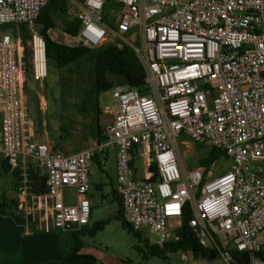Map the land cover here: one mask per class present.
Here are the masks:
<instances>
[{
	"label": "built area",
	"instance_id": "1",
	"mask_svg": "<svg viewBox=\"0 0 264 264\" xmlns=\"http://www.w3.org/2000/svg\"><path fill=\"white\" fill-rule=\"evenodd\" d=\"M50 1L0 0V27L25 25L32 75L42 82L49 68L37 20ZM65 1L67 18L81 26L71 44L130 47L144 67L146 91L113 89L103 113L114 121L102 143L66 155L47 142H27L23 37L0 38V158L16 168L27 155L47 175V193L33 195L40 229L89 226L90 166L97 153L113 152L116 192L135 231L148 229L164 247L189 205V225L204 247L217 248L226 264L234 261L230 250L264 264V0ZM179 138L225 152L228 172L211 179L200 165L185 170ZM68 188L74 202L65 197ZM217 238L229 251L219 249ZM181 264H190L186 254Z\"/></svg>",
	"mask_w": 264,
	"mask_h": 264
},
{
	"label": "rangeland",
	"instance_id": "2",
	"mask_svg": "<svg viewBox=\"0 0 264 264\" xmlns=\"http://www.w3.org/2000/svg\"><path fill=\"white\" fill-rule=\"evenodd\" d=\"M61 24L62 21L57 18V28L52 30V37L58 42L72 45L71 43L75 41L71 37L61 34L64 33L61 31ZM5 34L15 37L21 34L23 37L22 31L17 28L2 30L0 38ZM22 45L24 48V52H21L23 58L22 84L27 113L26 120L29 122L27 126L32 128L40 142L49 141L51 146L58 142L62 143L59 150L66 155L88 147L94 142L91 134L95 131L98 123L96 111L89 100L95 103L99 102L101 109H104L113 102V89L103 93L99 100H96L94 65L85 61L72 65L68 71L59 72L58 68L53 65V61L50 60L48 61L49 76L47 80L36 81L32 75V66H30L32 60L27 59L26 61L24 43ZM61 128H65L66 131L69 128V130L63 132ZM61 136L64 139H60ZM184 141L183 138L178 139L179 159L184 169L191 172L200 165L199 160L207 155L208 149L197 146L189 140H186L189 144L185 146L182 144ZM97 155L101 154L97 153ZM230 165L231 161L227 158L217 161L210 168L213 175L211 179L223 176L228 172ZM111 166H108L104 172L96 160H93L90 166L89 194L92 213L89 228L93 229L95 225L103 221L110 220L111 222L95 237L86 236L83 238L87 249V251L82 250L84 254L93 255L99 264H181L183 254L188 256L190 264H226L223 259L208 262L196 259L192 253L182 251L168 253L167 260L156 256L147 259L145 257L146 243L154 245L158 238L148 229H143L140 241L129 234L123 228L122 223L115 219L119 211V204L113 194L114 172ZM138 167L139 172L136 178L142 179L144 176L142 162L138 164ZM102 182L105 184L103 189L99 190L98 186ZM74 194V189L65 190V197L69 202H74ZM176 225L173 223L171 227L170 240L175 239ZM261 237L264 242V232Z\"/></svg>",
	"mask_w": 264,
	"mask_h": 264
},
{
	"label": "trees",
	"instance_id": "3",
	"mask_svg": "<svg viewBox=\"0 0 264 264\" xmlns=\"http://www.w3.org/2000/svg\"><path fill=\"white\" fill-rule=\"evenodd\" d=\"M66 1L65 0H51L48 5L42 10L40 17L37 20L41 35L46 42V53L48 61L53 60L57 63L59 72L68 71L72 65L80 62H90L94 65L95 71V96L96 100L99 97L116 86H125L130 89H138L143 93L146 91V74L142 63L133 49L124 45L122 47L109 45L102 48H90L87 46H71L54 40L50 32L57 28V18L62 21L61 31L70 37H78L81 26L77 20H71L66 16ZM6 28H17L22 31L23 43L25 46L26 61L31 60V50L28 46L30 33L26 30L25 25L19 27L2 26L0 33ZM31 64V63H30ZM32 66V64L30 65ZM86 103V101H85ZM89 103L94 107L98 119L95 131L91 134L93 139L102 143L106 140L105 129L101 126V116L104 114L99 102L89 100ZM88 104V103H87ZM63 132H68L65 128H61ZM60 139H64L61 136ZM62 143L58 142L52 146L54 150L60 151ZM61 152V151H60ZM79 152V151H78ZM98 155L94 157L99 165ZM227 158L225 152L219 149H212L208 151L207 155L200 158L199 164L206 170L210 168L219 160ZM229 160V159H228ZM227 173V172H226ZM225 173V174H226ZM223 174V175H225ZM30 192L34 195H43L47 193V175L40 169H33L28 172ZM204 184V183H203ZM202 186L197 192V196L201 195ZM115 198L119 204V211L115 219L122 223V226L129 234L136 239L142 240V233L135 231L125 220L124 210L121 198L118 196L116 189L113 191ZM0 208L7 211L8 215H14L18 210V205L13 202L8 206L0 203ZM194 215L189 205L184 208L182 217V225L175 230V239L167 242L164 247L156 244L150 245L146 243L147 253L145 257H161L164 260L168 259V253H176L179 251L192 253L196 259L206 260L208 262H215L221 259L220 252L217 248L204 247L193 228L190 227V221ZM29 222L34 224L32 216H29ZM110 220L103 221L90 229L84 228L81 232H70L56 230L59 235L60 247L65 252L63 259L59 262H46L37 264H99L93 255L84 254L82 250L85 248L83 238L86 236L95 237L99 231L105 229L110 223ZM219 249L222 251H229V246L224 245L220 239L217 238ZM233 256V264H250L249 255L246 252L237 250H230ZM264 259V249L261 253Z\"/></svg>",
	"mask_w": 264,
	"mask_h": 264
},
{
	"label": "crops",
	"instance_id": "4",
	"mask_svg": "<svg viewBox=\"0 0 264 264\" xmlns=\"http://www.w3.org/2000/svg\"><path fill=\"white\" fill-rule=\"evenodd\" d=\"M61 34L68 36L65 33ZM53 65L57 67L55 61H53ZM27 125H29V122L26 123L25 140L27 142L30 140L39 141L32 128ZM45 142L49 143V141ZM98 157L103 172L106 171L105 169L108 166L112 165L111 169L114 172V178L112 180L114 191L116 189V158L113 153L101 154ZM32 162V158L24 155L19 161V166L13 168L5 160L0 158V203L8 206V204L10 205L13 202L18 205L17 211L15 209H8L11 212L15 211L14 215H8L5 209L0 208V264L59 262L65 255V252L60 247L57 232L54 230L46 232L40 229L37 220L38 216L32 214L35 213L33 211L34 194L30 192L28 178V172L33 169L35 170ZM104 184L102 182L98 186V189L102 190ZM31 215L33 219L35 218L33 225L29 222V216ZM84 250L87 251L86 243Z\"/></svg>",
	"mask_w": 264,
	"mask_h": 264
},
{
	"label": "water",
	"instance_id": "5",
	"mask_svg": "<svg viewBox=\"0 0 264 264\" xmlns=\"http://www.w3.org/2000/svg\"><path fill=\"white\" fill-rule=\"evenodd\" d=\"M77 45L78 46H84L82 42H80L79 44H74L72 46H77ZM113 121H114V117L113 116H109V115L103 114L101 116V126H102V128L105 129V127L107 125L112 124Z\"/></svg>",
	"mask_w": 264,
	"mask_h": 264
}]
</instances>
